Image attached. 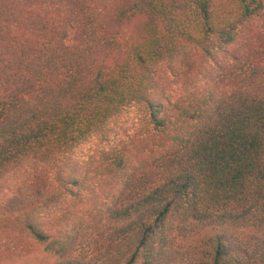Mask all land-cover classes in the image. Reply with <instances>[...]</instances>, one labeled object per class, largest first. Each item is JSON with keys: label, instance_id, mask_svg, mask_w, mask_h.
<instances>
[{"label": "trees", "instance_id": "1", "mask_svg": "<svg viewBox=\"0 0 264 264\" xmlns=\"http://www.w3.org/2000/svg\"><path fill=\"white\" fill-rule=\"evenodd\" d=\"M260 20L264 0H0V263L264 264Z\"/></svg>", "mask_w": 264, "mask_h": 264}, {"label": "rangeland", "instance_id": "2", "mask_svg": "<svg viewBox=\"0 0 264 264\" xmlns=\"http://www.w3.org/2000/svg\"><path fill=\"white\" fill-rule=\"evenodd\" d=\"M261 24H264V21L255 22L254 27H259ZM131 106L126 108V112L121 115V117H118L117 123L119 125L118 129V136L122 137L125 133H132L134 129L137 127L138 124V112L136 111V108ZM122 130V131H121ZM117 138H115L116 140ZM94 139H90L88 142H85L81 144L80 151L81 154H89L93 148ZM27 169V167L25 168ZM27 172V171H25ZM12 187H5L4 185H0V202L11 195ZM0 264H52L51 258H46L42 256V253L40 249L35 250L27 255H24L20 258H16L13 260H3Z\"/></svg>", "mask_w": 264, "mask_h": 264}]
</instances>
